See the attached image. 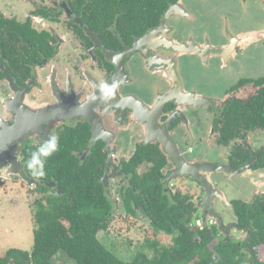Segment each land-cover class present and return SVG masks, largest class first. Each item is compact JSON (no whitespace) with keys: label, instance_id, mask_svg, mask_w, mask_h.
<instances>
[{"label":"flooded vegetation","instance_id":"obj_1","mask_svg":"<svg viewBox=\"0 0 264 264\" xmlns=\"http://www.w3.org/2000/svg\"><path fill=\"white\" fill-rule=\"evenodd\" d=\"M180 1L166 0L161 12L149 4L153 0H0V190L19 184L27 197H35L33 205L43 198L44 180H35L25 164L30 153L55 134L58 152L71 153L80 163L99 164V181L123 210L128 204L125 192L142 194L138 185L145 181V188L154 187L156 175L170 196L195 204L203 228L217 226L223 234L219 238L249 241L252 227L240 226L233 209L237 199L230 201L234 218L215 213L222 229L217 218L204 213L209 208L204 194L184 179L173 181L186 174L178 173L175 157L161 143L166 137L179 145L187 142L178 141L183 123L179 104H197L179 92L187 85L185 58L179 54L184 46L172 41L176 23L168 20ZM235 52L236 67L244 53L236 47ZM248 74L243 71L222 98L211 99L210 137L228 148L231 169L258 172L264 170V145L252 148L247 140L264 128L242 123L234 136L220 142L226 107L238 103L235 107L250 112L264 90V75ZM112 79L124 81L115 99L89 104L90 96L98 95L97 83ZM142 152L148 159L137 164ZM173 153L177 155L175 148ZM243 157L246 161L234 167ZM257 177L263 179L258 182L263 191L251 202L238 201L258 203L264 210V174ZM46 186L58 190L57 185ZM129 205L136 211L131 216H146L133 201Z\"/></svg>","mask_w":264,"mask_h":264},{"label":"rangeland","instance_id":"obj_2","mask_svg":"<svg viewBox=\"0 0 264 264\" xmlns=\"http://www.w3.org/2000/svg\"><path fill=\"white\" fill-rule=\"evenodd\" d=\"M168 21L176 23L170 32L172 41L184 46L179 54L183 53L185 58L183 71L187 85H181L179 92L202 101L194 105L179 104L183 123L178 141L187 142L180 145L175 139L173 142L183 163L197 164L203 169L196 176L181 175L173 181L184 179V184H193L194 190L204 194L203 203L209 207L205 211L207 217L217 218L216 213L223 219L234 218L230 201H253L263 191L258 184L263 179L257 176L264 174V170L231 169L227 164L228 148L217 145L210 137L214 111L211 112L209 105L211 99L222 98L225 88L234 84L243 71L247 76L249 72L264 75V0H181ZM235 47L244 53L236 67ZM189 111L194 112L191 115ZM247 142L252 148L264 145V130L252 132ZM10 187L13 189L7 192L0 190V257L12 248L30 252L34 245L35 197H27L19 184L11 183ZM209 187L214 192L212 196ZM117 202L119 209L108 230L98 234L116 257L124 262L132 261L147 239L158 240L163 245L171 243L170 235L154 233L144 214L128 216ZM256 257L260 263L264 262V246L257 249ZM55 261L77 264L63 251L58 252Z\"/></svg>","mask_w":264,"mask_h":264},{"label":"trees","instance_id":"obj_3","mask_svg":"<svg viewBox=\"0 0 264 264\" xmlns=\"http://www.w3.org/2000/svg\"><path fill=\"white\" fill-rule=\"evenodd\" d=\"M149 4L159 6L162 12L167 2L153 0ZM255 99L257 106L250 112L235 107L241 105L238 103L226 107L220 142L234 136L242 123L249 124V128H264V90ZM144 155L142 152L136 158L137 164L148 159V155ZM246 159L243 157L234 167ZM45 169L46 176L40 185L43 198L34 203L33 248L30 252L9 249L0 257V264H60L55 261L60 251L77 264H264L256 257L257 249L264 246V210L258 203L240 200L233 203L240 226L252 227L248 242L219 238L223 234L217 226H197L201 216L193 202L178 195L170 196L158 183V176L151 173L147 176L154 175V187L145 188L143 181L138 185L142 194L125 192L124 201L128 203L125 210L127 215L136 214L129 205L130 200L133 201L135 208H141L146 214L154 233L170 235L171 243L163 245L158 240L147 239L135 258L124 262L98 237L100 231L108 230L118 206L99 181L103 171L99 164L95 161L80 163L75 155L58 152L48 158ZM51 182L58 190L46 186Z\"/></svg>","mask_w":264,"mask_h":264},{"label":"clouds","instance_id":"obj_4","mask_svg":"<svg viewBox=\"0 0 264 264\" xmlns=\"http://www.w3.org/2000/svg\"><path fill=\"white\" fill-rule=\"evenodd\" d=\"M123 83V79H112L110 82L104 81L97 83L96 89L98 95L90 96L88 103H94L98 99L105 104L110 103L115 99L117 92ZM59 148V137L55 134H50L49 137L39 145V147L30 153L25 168L35 180H41L46 176V162L48 158L52 157L59 151Z\"/></svg>","mask_w":264,"mask_h":264},{"label":"water","instance_id":"obj_5","mask_svg":"<svg viewBox=\"0 0 264 264\" xmlns=\"http://www.w3.org/2000/svg\"><path fill=\"white\" fill-rule=\"evenodd\" d=\"M190 100H192L194 103H202V101H200V100H195V99H193L192 97H188ZM161 143L163 144V146L166 148V150L169 152V154L171 155V157H175L174 158V160H175V162L178 164V167H179V174L180 173H183V174H192V175H195L196 176V174H197V172L199 171V170H202L203 168L202 167H200V165H192V164H189V165H186L185 163H183L182 162V160L181 159H178L177 158V155H175L174 153H173V148H175V145H174V142L170 139V138H168L167 139V137H166V139H164V140H161ZM178 161V162H177ZM205 170H207V169H205ZM237 171H239V169H235V172H237ZM23 179H25V181H27L30 185H33V182L31 181V180H28V179H26V177L24 176L23 177ZM46 185H52V186H54L55 185V183H53V182H51V183H46ZM205 213V212H204ZM206 214V213H205ZM218 223H219V225L221 226V228L223 229V224H222V220L221 219H219L218 218V221H217Z\"/></svg>","mask_w":264,"mask_h":264},{"label":"built area","instance_id":"obj_6","mask_svg":"<svg viewBox=\"0 0 264 264\" xmlns=\"http://www.w3.org/2000/svg\"><path fill=\"white\" fill-rule=\"evenodd\" d=\"M197 226L200 227V228H203V225H202V223H201V220H198V221H197Z\"/></svg>","mask_w":264,"mask_h":264}]
</instances>
